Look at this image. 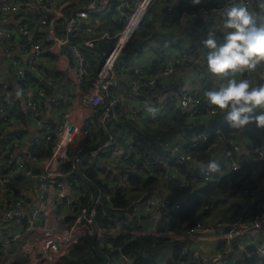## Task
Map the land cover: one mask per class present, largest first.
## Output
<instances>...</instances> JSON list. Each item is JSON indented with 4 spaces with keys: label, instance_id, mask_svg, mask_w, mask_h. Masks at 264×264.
Segmentation results:
<instances>
[{
    "label": "built area",
    "instance_id": "2783aa9c",
    "mask_svg": "<svg viewBox=\"0 0 264 264\" xmlns=\"http://www.w3.org/2000/svg\"><path fill=\"white\" fill-rule=\"evenodd\" d=\"M255 1L0 0V264H58L85 237L108 248L118 237L165 239V264L264 257V240L257 238L264 236V207L252 215L264 201V129L253 130L259 141L244 129L234 137L217 129L213 141L212 129L199 131L222 112L213 114L203 82L212 75L208 80L216 87L223 79L208 71L201 41L209 31L222 40L224 7L243 3L253 11ZM154 6L174 31L187 34L171 39L176 48L150 39L148 52L129 56L127 46ZM160 59L164 65H157ZM187 63L191 68L179 85L175 70ZM260 66L242 74L253 75ZM179 112L200 113L189 142L182 129L161 143L163 154L149 164L133 162L142 150L137 136ZM200 147L222 167L221 175L226 167L239 171L245 161L257 160L255 189L235 186L210 196L201 210L206 218L188 226L179 217L182 206L205 184L190 183L177 165L197 167L202 161L192 151ZM157 164L167 173L153 174ZM149 175L163 176L166 190L147 191ZM134 176L143 182L137 185ZM117 193L128 205L115 204ZM103 205L110 210L102 212L105 223L99 218ZM193 244L211 253L193 251ZM118 252L105 264H135ZM146 258L140 264H156Z\"/></svg>",
    "mask_w": 264,
    "mask_h": 264
},
{
    "label": "trees",
    "instance_id": "16d2710c",
    "mask_svg": "<svg viewBox=\"0 0 264 264\" xmlns=\"http://www.w3.org/2000/svg\"><path fill=\"white\" fill-rule=\"evenodd\" d=\"M261 4H264V0H256L254 2L253 11L255 14L261 11L264 12V8L261 7ZM183 5H185L187 9H193V5L187 2H184ZM258 21H264V17L262 19L258 18ZM168 23L169 21L164 18L160 26L165 29L164 31L161 29L160 32H158L157 27H155V24H152V22H147L144 24L130 40L127 46V54L131 56L133 53L142 51L150 39H154L159 43L172 46L170 48L178 47L179 44L174 46L171 39L180 38L181 34H179L178 29L174 31ZM166 28L169 29L167 30ZM164 64V59H160V61L157 63V65ZM185 68L190 69L191 65L187 63L183 66H178L175 70L177 73V80H179V85H181L184 81L183 72L185 71ZM237 76L247 78L253 83H264V71L260 74L255 72L253 75L247 76L246 74H239ZM203 84L204 89L215 86V84L212 81H209L207 78L204 80ZM199 118L200 113L194 117H191L190 113L188 112H179V116H177L172 122L164 121L163 124L159 125L155 129L151 127L145 129L144 135L137 136V139L142 146L141 156L138 160L133 162L136 164H141L143 162L149 164V162H151L157 155L163 154V147L161 146V143L173 139L178 134H181L182 129L186 130L185 138L189 142L193 131L198 129L197 126L193 128L191 125L194 121L197 122ZM155 121L156 120L153 118L152 122L155 123ZM208 129H212L213 137L211 141L217 138L218 134L214 133L217 129H221V131L228 135L231 134L233 137L239 131L238 129H232L228 127L224 119L223 111L213 116L207 124L204 123L201 125L199 131L201 132ZM254 129L255 123L253 122L244 128V132L255 141H259L258 138L253 136ZM192 152L202 161V163H206L208 160L213 159L211 153L207 151L206 147H200L198 149L196 148ZM256 164L257 160L255 159L245 161L239 171H230L228 167H226L225 172L222 175L219 173L222 167L219 166L217 171L212 172L211 177L209 178H207L206 173L201 171L200 168L190 164L177 165L181 172L188 176V179L191 181L190 183L197 185L204 182L205 184L203 187L197 188L196 191L183 204L182 210L179 214L180 220L183 223H186L188 226L202 221L207 215L201 213L203 206L207 203H210V196L212 198H217L220 191L227 194L235 186H237L239 189H242L243 186H247V189H255V178L254 180L252 179V173L255 171ZM89 172H93L92 169H90ZM152 173L166 174L167 169L163 164H157L154 170H152ZM91 175L95 177L96 183L100 185L101 181L96 178V174L93 173ZM259 176L258 177L260 179L264 178V173L260 174ZM132 180L137 185H140L143 182L142 178L137 176H134ZM167 184L168 183L166 182V179L163 178V176L160 177L152 175H149L148 179L144 182L145 189L149 192L160 191L163 189L166 190L165 187ZM174 190L178 193L182 192V190L178 188H174ZM244 200V204H246V202L247 204L251 202L249 197H245ZM128 203L129 201L126 199V197L117 193V200L115 203L116 205L126 206ZM106 205H103V207H100L99 209V218L103 221V223L107 222L108 220L105 216H102V212H110ZM263 207L264 201H262L260 206L253 211L252 215L254 216L260 213ZM241 210L242 208H239L236 213L241 212ZM234 215L235 210L229 213L228 218L232 219ZM112 242L113 247H100V243L95 238L85 237L79 240L58 264H105L110 257L119 255V248L123 253L133 258L135 264H140L141 261H148V258H146L147 255H149V262H153L155 256L162 252L163 246L167 241L165 239H150L148 237H138L133 239L129 237H118L116 239L113 238ZM235 264H264V257L255 254V256L251 259L240 258Z\"/></svg>",
    "mask_w": 264,
    "mask_h": 264
},
{
    "label": "clouds",
    "instance_id": "9594fccd",
    "mask_svg": "<svg viewBox=\"0 0 264 264\" xmlns=\"http://www.w3.org/2000/svg\"><path fill=\"white\" fill-rule=\"evenodd\" d=\"M199 4L201 0H192ZM264 8V4H261ZM218 29L223 33L218 40L215 31H209L201 46L206 49L207 69L212 74L223 77L218 87L203 91L213 114L217 109L224 112L228 127L243 130L250 123L264 129V83H253L237 73L255 69L264 62V21L243 3H233L221 12ZM201 171L215 172L219 168L216 160L197 163Z\"/></svg>",
    "mask_w": 264,
    "mask_h": 264
},
{
    "label": "rangeland",
    "instance_id": "374dc122",
    "mask_svg": "<svg viewBox=\"0 0 264 264\" xmlns=\"http://www.w3.org/2000/svg\"><path fill=\"white\" fill-rule=\"evenodd\" d=\"M164 17L161 13V7L160 6H154L151 9V12L149 13V15L147 16L144 24H146L147 22H152V24H155L157 29L160 31L161 29L164 31L165 28H162L160 25L163 21ZM167 30L169 28H166ZM150 49L148 47H145L143 49L144 52H148ZM264 71V62H261V66L258 67L257 69V73H262ZM212 75H208V79H211ZM216 76V75H214ZM224 79V78H223ZM223 79L219 80V83L222 82ZM193 248H196L197 246L195 244L192 245ZM170 253V249H167L164 253L158 254L155 256L154 261L156 262V264H165L166 261V256Z\"/></svg>",
    "mask_w": 264,
    "mask_h": 264
},
{
    "label": "crops",
    "instance_id": "0c3cea01",
    "mask_svg": "<svg viewBox=\"0 0 264 264\" xmlns=\"http://www.w3.org/2000/svg\"><path fill=\"white\" fill-rule=\"evenodd\" d=\"M256 15H257L258 18H261L262 19L264 17V12L261 11L259 13H256ZM155 27H156V25H155ZM179 34L186 35L187 33H185L184 31H182V30L179 29ZM1 54H2V52L0 50V57H1ZM257 238L258 239H261V240H264V236H258ZM205 247L206 246H197V248H195L193 251H202L204 254L211 253V250L210 249H205Z\"/></svg>",
    "mask_w": 264,
    "mask_h": 264
}]
</instances>
